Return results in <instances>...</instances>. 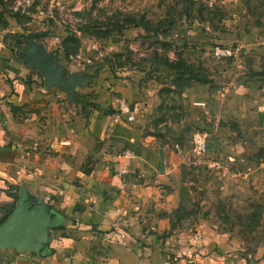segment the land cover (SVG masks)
Returning <instances> with one entry per match:
<instances>
[{
	"label": "rangeland",
	"instance_id": "1",
	"mask_svg": "<svg viewBox=\"0 0 264 264\" xmlns=\"http://www.w3.org/2000/svg\"><path fill=\"white\" fill-rule=\"evenodd\" d=\"M214 13L208 0H0L3 44L24 51L31 36L65 77L89 79L82 102L130 104L124 122L160 162L172 155L169 202L139 214L134 264H264V117L242 120L241 94L218 93L228 63L212 50L234 45L212 40Z\"/></svg>",
	"mask_w": 264,
	"mask_h": 264
},
{
	"label": "crops",
	"instance_id": "2",
	"mask_svg": "<svg viewBox=\"0 0 264 264\" xmlns=\"http://www.w3.org/2000/svg\"><path fill=\"white\" fill-rule=\"evenodd\" d=\"M212 1V40L234 45L226 59L229 80L218 93L241 94L236 113L260 122L264 0ZM11 49L0 39V223L24 188L47 226L45 241L30 237L43 250L2 244L0 264L141 263L137 218L149 201L168 204L170 195L161 192L170 183L172 155L163 148L161 175L151 136L124 122L114 106L106 113L101 101L88 105L77 91L45 89ZM166 221L157 219L158 228Z\"/></svg>",
	"mask_w": 264,
	"mask_h": 264
},
{
	"label": "water",
	"instance_id": "3",
	"mask_svg": "<svg viewBox=\"0 0 264 264\" xmlns=\"http://www.w3.org/2000/svg\"><path fill=\"white\" fill-rule=\"evenodd\" d=\"M30 47L27 50H16L15 56L27 66L37 70L43 78L44 88L57 86L71 94L78 86L84 85L88 78L83 76H64V69L53 61L43 46L29 37ZM162 157V155H161ZM163 166V162H161ZM24 188L20 189L17 201L8 216L0 223V245L16 246L19 249L43 250L37 241H45L44 231L47 226V215L32 208Z\"/></svg>",
	"mask_w": 264,
	"mask_h": 264
},
{
	"label": "built area",
	"instance_id": "4",
	"mask_svg": "<svg viewBox=\"0 0 264 264\" xmlns=\"http://www.w3.org/2000/svg\"><path fill=\"white\" fill-rule=\"evenodd\" d=\"M212 0H208L209 5H212ZM234 48L232 47H225V46H220L216 45L213 50V56L216 57L217 59H223V58H228L234 54ZM119 108V113L120 115H123L127 120H132L135 117V109L128 103L124 102L121 100L118 104ZM197 142V148L202 149L204 147V142L203 140L199 139L196 140Z\"/></svg>",
	"mask_w": 264,
	"mask_h": 264
},
{
	"label": "trees",
	"instance_id": "5",
	"mask_svg": "<svg viewBox=\"0 0 264 264\" xmlns=\"http://www.w3.org/2000/svg\"><path fill=\"white\" fill-rule=\"evenodd\" d=\"M11 51H13V49H11ZM82 79H84L85 80V77H82ZM88 82L89 81H86V83L84 84V85H81V86H78V88H77V91H78V89H82L81 87L83 86V88L84 87H86L87 86V84H88ZM84 92V91H83ZM85 93V92H84ZM102 102V101H101ZM103 111H105L106 113H109L110 112V108H108V107H106L105 106V108H104V106H103Z\"/></svg>",
	"mask_w": 264,
	"mask_h": 264
}]
</instances>
